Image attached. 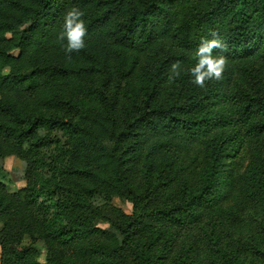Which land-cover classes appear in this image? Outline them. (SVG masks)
Wrapping results in <instances>:
<instances>
[{
    "label": "trees",
    "instance_id": "1",
    "mask_svg": "<svg viewBox=\"0 0 264 264\" xmlns=\"http://www.w3.org/2000/svg\"><path fill=\"white\" fill-rule=\"evenodd\" d=\"M72 7L87 32L69 57L58 34ZM213 38L221 79L199 88L182 71L170 83L171 65L190 68ZM55 131L68 141L48 176ZM8 157L26 163L25 187L9 193L0 165V264H126L131 241L162 223L250 191L264 204V0H0ZM140 163L157 170L147 191L128 179Z\"/></svg>",
    "mask_w": 264,
    "mask_h": 264
},
{
    "label": "rangeland",
    "instance_id": "2",
    "mask_svg": "<svg viewBox=\"0 0 264 264\" xmlns=\"http://www.w3.org/2000/svg\"><path fill=\"white\" fill-rule=\"evenodd\" d=\"M52 139L55 142L44 150L48 166L42 173L48 176L57 174L63 167L62 158L56 163L55 171L51 163L54 156L61 155L62 144L68 137L63 131H55ZM0 165L7 175L3 182L9 193L25 187L26 163L8 157L0 160ZM128 179L139 190L147 191L157 180V170L140 163L128 173ZM97 201L104 203L105 199L98 197ZM111 203L125 213L133 211L123 198L114 197ZM34 247L39 261L43 262L47 255L45 247L41 243ZM126 257V264H264V204L250 191L205 210L199 220L186 218L177 226L162 223L133 239Z\"/></svg>",
    "mask_w": 264,
    "mask_h": 264
},
{
    "label": "clouds",
    "instance_id": "3",
    "mask_svg": "<svg viewBox=\"0 0 264 264\" xmlns=\"http://www.w3.org/2000/svg\"><path fill=\"white\" fill-rule=\"evenodd\" d=\"M84 12L77 7L67 10L63 17L58 34L66 56L71 57L74 52H79L86 47V26L83 20ZM215 36V34H213ZM222 41L218 39L202 40L194 53V64L187 69H181L179 62L171 65L168 80L170 83L180 78L182 71L190 77V82L204 88L206 81L219 80L225 70L226 60L223 56L214 55V49H222Z\"/></svg>",
    "mask_w": 264,
    "mask_h": 264
}]
</instances>
